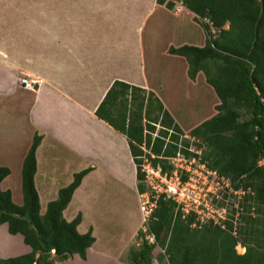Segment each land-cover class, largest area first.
<instances>
[{"label": "crops", "instance_id": "1", "mask_svg": "<svg viewBox=\"0 0 264 264\" xmlns=\"http://www.w3.org/2000/svg\"><path fill=\"white\" fill-rule=\"evenodd\" d=\"M158 42L161 55L154 51ZM206 42L194 12L185 6L169 9L157 0H0V166L11 171L2 190L23 204L22 167L36 135L42 137L35 174L41 214L76 173L90 168L63 214L68 221L81 214L78 231L92 229L96 241L85 259L75 254L55 264H129L126 252L137 232L117 250L101 246L98 221L90 214L97 181L102 188L113 186L120 202L129 188L139 193L126 136L98 118L96 109L121 80L153 91L182 131L190 132L204 121L193 123L192 114L190 124H179L164 94L168 81L180 74L191 86L205 88L213 99L209 118L220 99L204 73L192 80L187 59L169 48ZM23 77L34 82V90L25 88ZM30 251L21 234L0 225V258Z\"/></svg>", "mask_w": 264, "mask_h": 264}, {"label": "trees", "instance_id": "2", "mask_svg": "<svg viewBox=\"0 0 264 264\" xmlns=\"http://www.w3.org/2000/svg\"><path fill=\"white\" fill-rule=\"evenodd\" d=\"M157 1L169 9L181 2L206 31L203 47L169 48L187 59L192 80L203 72L220 99L217 113L190 134L204 143L203 158L212 169L230 176L236 188H250L252 193L244 197L236 230L232 221H227V229L193 226V214L184 217L177 202L160 193L146 230L138 233L139 245L129 249L128 263L153 264L158 246L168 264H264V164L259 165L264 156V0ZM96 115L126 136L140 194L147 191L144 158L155 167L161 165L163 172L171 170L167 157L178 152L184 132L153 91L116 80ZM41 139L34 137L23 162L22 205L13 201L10 190H2L1 182L11 171L0 166V225L7 224L10 234H21L31 247L29 253L0 258V264H55L75 254L85 259L96 241L92 229L78 231L81 214L71 221L63 214L90 168L76 173L41 214L35 185ZM238 245L246 249L244 253L237 251Z\"/></svg>", "mask_w": 264, "mask_h": 264}, {"label": "rangeland", "instance_id": "3", "mask_svg": "<svg viewBox=\"0 0 264 264\" xmlns=\"http://www.w3.org/2000/svg\"><path fill=\"white\" fill-rule=\"evenodd\" d=\"M227 27L228 25H226V28ZM162 45L161 42L154 44L156 47L154 51L159 55L162 54ZM157 58L163 59V57ZM165 89V97H168V103L172 105L175 113L174 115L180 121L179 124H181V126L185 127V124H190L189 119L192 114H196L194 120H192V122L195 123L197 121L207 120L214 110L213 99L209 92L198 83L191 86L189 81L183 80L180 74L174 76V78L170 80V83L168 81ZM188 127L189 126H186L187 129ZM185 134L190 135V132ZM188 140L191 142L192 139ZM201 143L195 140L194 147L196 149H201L202 144H204ZM150 164L152 165L150 159L144 158L142 170L145 172L144 183L146 184L147 191L144 194L138 193V197L135 192L129 188V190L127 189L128 197L125 198L123 196V201L120 202L113 186L102 188L101 183H99L100 186H97V182L100 181L93 184L95 188H93L91 197L92 209L90 214L92 218L98 221L99 227L97 232L99 235L97 234V237L101 246L105 247L108 244L112 246L114 250H117L125 241V238L128 235H132L134 232H137L135 233L137 235H135L137 242L134 243V240L131 239L132 242L129 244L132 245L129 249L140 243L138 233L141 230H146V222L152 209L155 207L154 200L167 188V186L151 172L152 168ZM181 179L183 180V177ZM193 190L190 191L191 198L197 195L198 191V189ZM219 195L221 202L228 201L229 220H236L237 211L234 204L239 203V208L242 207L243 198L238 199V194L228 195L224 190L219 191ZM239 212L242 214L244 210L239 209ZM108 232L111 233L108 234ZM148 237L150 241L154 240L153 237ZM107 249L109 250V248ZM245 250L246 249L241 245L237 246V251L239 253L242 254ZM128 252H126L127 255ZM153 257V264H168L167 255L158 246L153 251Z\"/></svg>", "mask_w": 264, "mask_h": 264}, {"label": "built area", "instance_id": "4", "mask_svg": "<svg viewBox=\"0 0 264 264\" xmlns=\"http://www.w3.org/2000/svg\"><path fill=\"white\" fill-rule=\"evenodd\" d=\"M183 7L181 2H177L175 9L180 11ZM21 83L27 89L34 90L35 88L34 82L28 78H21ZM188 139H192L191 142ZM195 140L201 143L199 138L191 134H181L178 152L167 157L171 170L163 172L161 165L155 167L150 164L151 172L167 186L164 193L168 198L177 202L178 207L183 211V216L193 214L195 218L193 226L213 225L227 229V221H232L234 230H236L241 215L239 209L243 210V207L239 208V203H235L236 220H229L228 201H220L219 191L224 190L228 195L238 194V199L243 198V200L246 194L252 192L250 188L248 190L242 186L236 188L230 176L220 174L216 169H212L208 160L203 158L204 144L201 143V149H196L194 147ZM262 164H264V156L259 161V165ZM192 188L198 189V191L197 195L191 198Z\"/></svg>", "mask_w": 264, "mask_h": 264}]
</instances>
